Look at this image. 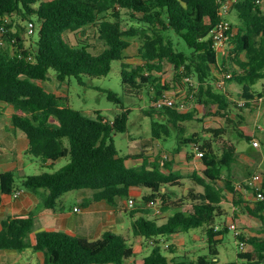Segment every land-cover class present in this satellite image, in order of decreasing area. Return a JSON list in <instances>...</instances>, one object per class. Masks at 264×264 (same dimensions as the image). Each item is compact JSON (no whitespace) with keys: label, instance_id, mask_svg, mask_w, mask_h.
<instances>
[{"label":"trees","instance_id":"16d2710c","mask_svg":"<svg viewBox=\"0 0 264 264\" xmlns=\"http://www.w3.org/2000/svg\"><path fill=\"white\" fill-rule=\"evenodd\" d=\"M233 1L240 29L233 37L231 52L223 55L219 62L211 32L224 17L220 0H0V30L12 41L11 48L0 51V101L14 106L13 123L29 139L27 153L40 158L43 167H54L63 157L71 159L57 170L26 175L23 186L46 189L44 204L49 208L56 206L62 196L72 190L93 189L92 200L104 199L116 205L118 199L130 198L134 188H147L151 192L143 194L144 205L130 209L134 216L141 213L132 221V231L154 243L148 255L137 258L134 244L112 230L96 239L63 230H42L31 240L34 217L29 214L3 220L0 249L23 251L31 247L44 253V264H125L133 258L134 264H209L207 255H200L196 260L169 259L160 243L165 235L206 225L203 232L208 237L210 254L217 255L220 239L216 236L221 235L222 230L216 229V217L225 214L223 201L227 190L238 193L232 174L226 177L223 185L219 180L224 177L223 170L234 161L236 147H224L220 154L213 138L202 137L198 132L184 137L181 142H197L203 152L206 167L202 174L194 171L189 175L203 186V190L192 188L186 195L174 199L164 187L182 185L185 175L173 168L170 160L166 161L165 168L160 161H150L142 152L121 155L116 147L112 135L127 131L129 109L123 105L122 112L112 120L100 110L95 115L87 114L65 104L63 95L47 90L41 82L48 79L51 68L60 81L72 76H104L111 71L112 62L120 60L127 94L139 96L146 90L152 102L146 113L150 116L161 113L167 117L166 122L153 120L149 142L162 138L163 134L170 135V123L176 125L196 115L195 109L185 111L153 105L167 89L184 86L189 94L194 93L193 99L198 97L200 103L217 105V113L230 118L236 108L250 106L258 94L263 96L255 90V85L264 79V0ZM124 12L132 20L127 26L124 25ZM16 15L30 22L35 21L33 16L37 17L38 40L27 46L18 33L14 34L12 23L3 24V19ZM88 27L94 28L103 48L97 49L84 37ZM172 32L178 42L172 39ZM135 39L140 42L138 56L143 61L136 65L127 61ZM181 40L189 50L181 46ZM166 59L174 68L176 87L163 82L158 74ZM216 70L220 72L219 77L231 73L226 82L233 81L241 87L239 96L246 100L244 105L242 100L230 97L229 91L214 89ZM186 76L197 78L199 86L194 87L190 81L184 83ZM109 97L120 101L114 91H110ZM239 116L238 123L243 118ZM209 131L217 137L226 129ZM130 158L134 165L128 163ZM16 181L15 171L2 172L1 191L11 194L17 187ZM242 196V193L238 195L235 205L246 203L250 213L264 223V197L243 199ZM159 200L163 211H171L163 222L160 217H151L147 209ZM263 232H236L241 241L251 244L258 253V259H254L252 251L242 249L238 253L250 264L264 260ZM167 245L174 248V245Z\"/></svg>","mask_w":264,"mask_h":264},{"label":"rangeland","instance_id":"374dc122","mask_svg":"<svg viewBox=\"0 0 264 264\" xmlns=\"http://www.w3.org/2000/svg\"><path fill=\"white\" fill-rule=\"evenodd\" d=\"M123 14L124 25L127 26L131 24L132 20L129 14L127 12ZM226 18L233 22L236 31H239V19L233 7H231ZM33 20H35L34 22L36 23L35 33L33 34L29 32V19L23 20L16 15L3 19V24L7 22L12 23L14 34L18 33L28 46L32 41H36L40 37L39 21L36 16H33ZM87 34H90V37H87ZM78 35L81 37L80 33ZM84 37L91 44L96 45L97 49L103 48V42L96 36L93 27H88ZM171 37L174 42H178V37L173 32ZM139 45V40L135 39L129 50L130 58L127 61L134 65L143 63L142 59L138 56ZM181 46L189 50L183 40H181ZM233 46L234 43L231 41L222 52L224 53L226 51V55L229 54ZM11 47L12 41L5 36L4 31L0 30V51ZM222 52L218 55L219 62H222ZM162 64V72L158 74L162 77L163 82L170 83V85L174 87L178 86L175 82L174 68L171 66V63L166 59ZM232 68L238 69L236 66ZM121 70V61L114 60L112 62V69L107 75L97 77L83 75L81 78L72 76L65 81H60L56 77V71L51 68L48 71V79L42 82V84L47 90L56 93L59 92L60 95H63V102L65 104L69 103L74 108L82 110L87 114L95 115L96 111L100 110L107 118L112 120L118 113L122 112L124 109L123 105L125 109H129L128 129L125 132L113 133L112 138L114 143L121 155L142 152L149 157L150 161H160L165 168L166 161L170 160L173 164V168L181 171L185 175L182 180V185L166 186V189L172 193L174 199L186 195L192 188L203 190V186L198 184L189 175L194 171H198L202 174L206 166L202 160V156H199L196 146L194 147L195 142H181L184 137L198 132L202 137L213 138L214 145L220 154L223 153L224 147L234 145L237 150L235 159L230 167L223 170L224 177L219 180V182L223 185L226 177L232 174L233 184L238 193L227 190V196L223 202L225 214L216 217L215 223L222 230L221 235L216 236V238L220 239L217 243V255L210 254L208 237L206 233L203 232V227H207L206 225L190 229L189 231L165 235L162 237L163 240H161L160 244L162 252L167 255L169 259L196 260L200 255H207L210 260L209 264H250L248 259L242 258L238 254L242 251V248L240 247L241 240L236 232L238 230V232L245 234H259L260 231L264 230V223L258 217L250 213L246 207V203L235 205V200L240 193L243 194V199H253L251 197H259V195H256L259 190L264 191V79L259 80L255 85V90L262 92L263 96H259L258 94L256 99L250 102V106H244L243 109L236 108V110L230 114V118L218 114L217 112L219 109L217 105H213L211 102L208 104L200 103L198 102V97H194L193 99V97L184 96L186 99L185 111L195 109V117L192 120L179 121L176 125L170 123V135L165 136L163 134L162 138L154 139L153 142H149L152 137L153 120L166 122L167 117L161 113L155 114L154 116H150L146 113V109L150 108L152 104L146 90L139 96L127 94L125 84L122 81ZM219 74L220 72L218 73L216 70L213 80L214 89L222 92L227 90L230 93V97L235 101H244L239 96L241 87L235 82L227 81L223 87L217 85ZM193 86H199L197 78H194ZM198 89L199 88L195 90L196 93L199 92ZM110 91H114L118 94L119 102L110 99ZM181 93L185 95V89H182ZM240 114L243 118L241 122L238 123ZM224 127L226 132L221 136L214 137L212 135L213 133L209 131L210 129ZM248 137H250V139ZM254 140H258L259 145H255ZM66 141L68 144V139ZM70 160V156L63 157L56 162L54 167H43L40 158L29 154L27 156V161L30 164L27 172L31 175L44 171H54L69 163ZM127 161L130 165H134L131 158ZM255 174L261 175L259 183L257 184L258 186L252 183ZM17 183L18 185H23L21 179H19ZM247 185H249L250 189ZM82 191L84 193H90V191L94 190L85 188L84 190L77 189L65 193L63 199H65L67 203V209H69L68 203L70 204L76 201L79 193ZM148 192H151V190L144 188V193ZM144 193L139 192L137 197L131 196L136 198L132 208L144 205L142 195ZM124 199H126V197H124L123 200ZM127 199L129 201V198ZM161 205L162 202L159 200L156 204L150 206L149 209H153L154 212L149 215L152 217H160V222H163L170 215L171 211H163L161 209V214L156 213V209L159 207L161 208ZM139 215L140 214H137V216ZM232 216L236 218L232 220ZM133 219L134 216L131 215L130 209L123 210L122 220L119 222L120 228L122 229L120 232L124 236L126 235L130 242L135 245V257L142 258L153 250L154 243L150 239L141 235L137 236L132 232ZM231 223H235L237 228L228 227V229H226L227 225ZM127 230H129L130 233L126 232ZM167 244L174 245V248L168 247ZM244 251H252L254 259H258V253L251 244L246 243ZM134 260V258L129 259L125 264H134ZM21 263H24V260H22ZM0 264H4V262L2 261ZM257 264H264V260Z\"/></svg>","mask_w":264,"mask_h":264},{"label":"crops","instance_id":"0c3cea01","mask_svg":"<svg viewBox=\"0 0 264 264\" xmlns=\"http://www.w3.org/2000/svg\"><path fill=\"white\" fill-rule=\"evenodd\" d=\"M14 111L15 108L12 104L0 101V175L2 172L13 170L16 172L17 181L19 179L22 181L26 175H29L27 172L30 164L27 161L29 139L15 127L12 119ZM17 188L24 189L23 195L18 198L13 196V192L11 194L3 193L0 186V230L3 220L9 216L32 214L34 229L30 233L31 240H34L36 233L42 230H63L89 239H96L109 230L123 235L120 232L122 229L119 223L122 220V211L134 209L128 205L127 198L118 199L116 205H111L104 199L92 200L94 191L79 193L76 201L68 203L69 209H67V203L63 196L56 206L49 208L44 204L46 189H30L18 185V183L15 189ZM139 192L144 193V189L134 188L132 196L137 197ZM76 207L79 209L76 210ZM149 208L147 207L149 214L154 212ZM137 214L141 213H136L135 216L131 215L135 219L138 217ZM233 218L236 217L232 216V220ZM126 232L130 233L129 230ZM124 237L127 238L126 235ZM22 260L24 263H21ZM2 261L4 264H44L45 256L42 251H36L31 247L23 251L0 249V262Z\"/></svg>","mask_w":264,"mask_h":264},{"label":"built area","instance_id":"2783aa9c","mask_svg":"<svg viewBox=\"0 0 264 264\" xmlns=\"http://www.w3.org/2000/svg\"><path fill=\"white\" fill-rule=\"evenodd\" d=\"M220 2H221V7H222V12H223L224 17L217 23V25L212 29V32H211L213 47L217 51L218 55L220 52H222V50L225 49L228 43L233 41L234 35L238 32L236 31L233 23L228 18H226L231 7H233L234 1L233 0H225V1L220 0ZM35 27H36V24L33 21H31L29 23V32L31 34L35 33ZM225 52L224 53L222 52L223 55H226ZM229 77H231V73H226L223 76L219 77V80L217 81V85L223 87L226 83L227 78ZM189 81L193 85L194 83L193 79H191L188 76L184 77V83L189 82ZM182 89H185V95L181 93ZM184 96L193 97L194 93L189 94L187 88L184 86L179 87L178 89H167V90H164V92L157 99L153 101V105H155L156 107L170 106V107H173L179 110H185L186 109V99L184 98ZM245 103H246V100L241 101L242 105H244ZM254 144L259 145L258 140H254ZM195 146H196V149L198 150L199 156H202L203 152L200 150L199 144L197 142L194 143V147ZM260 178H261L260 174H255L253 176L252 183L257 185L259 183ZM23 193H24L23 188H17L13 191V196L18 198L22 196ZM258 195L260 197H264L263 190H259ZM128 204L130 207H133L135 204V198L130 197ZM75 209L78 210L79 208L76 207ZM155 212L158 214H161V208L160 207L157 208ZM229 227L237 228L235 223H231ZM216 229H218V226L216 227ZM245 246H246V243L244 241H241L240 247L244 249Z\"/></svg>","mask_w":264,"mask_h":264}]
</instances>
